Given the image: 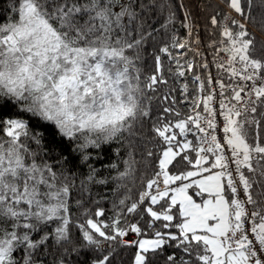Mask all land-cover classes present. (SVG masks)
I'll return each instance as SVG.
<instances>
[{"label": "snow or ice", "instance_id": "1", "mask_svg": "<svg viewBox=\"0 0 264 264\" xmlns=\"http://www.w3.org/2000/svg\"><path fill=\"white\" fill-rule=\"evenodd\" d=\"M0 264H264V0H0Z\"/></svg>", "mask_w": 264, "mask_h": 264}]
</instances>
